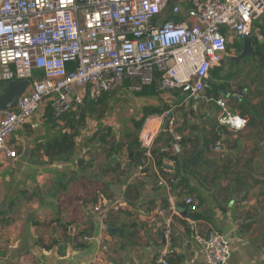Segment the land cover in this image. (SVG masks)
I'll return each mask as SVG.
<instances>
[{
	"label": "crops",
	"instance_id": "obj_1",
	"mask_svg": "<svg viewBox=\"0 0 264 264\" xmlns=\"http://www.w3.org/2000/svg\"><path fill=\"white\" fill-rule=\"evenodd\" d=\"M174 4L169 2L164 16L171 15ZM187 9L183 5V14ZM224 32L228 43L230 38L242 42L227 29ZM255 44L263 42L254 39ZM238 55L227 51V59L211 70L198 99L179 92L163 95L157 86L146 87L137 97L129 96L133 112L125 107L126 114L121 112L120 117H135L138 124L144 120L143 125L135 138L125 134L111 147L94 144L84 128L99 106L103 111L98 117L107 114L115 105L113 97L105 104L87 101L79 113H72L80 119L75 116L72 121L71 116L57 117L48 103L43 104L9 140L18 156L10 158L0 152V264H154L163 241L149 228L147 219L158 206L179 213L174 216L176 255L172 264H208L196 236L212 228L231 243L226 264H264V71L243 86L242 98H236L240 94L234 92L236 83L223 79L226 64L248 62L230 59ZM258 56L263 57L251 55L250 59ZM231 71V79H237ZM115 93L130 92L123 87L107 96ZM219 98L227 100L231 118L245 120L244 128L221 122ZM172 104L178 119L175 133L193 140L188 146L190 158L191 152L196 156L202 148L217 144L224 148L204 149L198 162L186 164L184 172L178 162L177 176L180 172L186 180L178 176L174 186L157 187L159 166L151 162L139 171L140 166L131 165L129 147L138 149V138L146 129L155 134L153 150L177 155L174 146L165 145L172 135L166 129L167 119L157 118ZM82 111L86 113L83 123ZM65 132L76 133L74 153L51 159L43 148ZM98 192L104 194L107 205L124 204L110 212L105 228L100 216L90 211ZM189 195L198 203L195 212L186 205ZM85 236L94 240L86 241ZM102 246L106 247L105 262L100 261Z\"/></svg>",
	"mask_w": 264,
	"mask_h": 264
},
{
	"label": "built area",
	"instance_id": "obj_2",
	"mask_svg": "<svg viewBox=\"0 0 264 264\" xmlns=\"http://www.w3.org/2000/svg\"><path fill=\"white\" fill-rule=\"evenodd\" d=\"M170 1L0 0V93L10 81H31L13 107H0V152L18 156L9 144L11 136L45 103L62 117L79 113L87 101L97 102L116 89L141 93L154 84L160 94L179 92L198 99L211 70L221 66L227 54L225 29L241 40L252 37L264 42V0H178L170 10L172 16L182 17L178 20L164 19ZM183 5L188 6L185 14ZM216 103L222 108V123L234 129L245 127V120L231 118L225 98ZM157 118L167 119V132L177 142L182 140L175 133L178 119L173 104ZM154 138L151 130L140 134L144 159L139 171L155 162ZM163 165L155 178L157 187L179 180L177 160L164 157ZM185 202L190 212L198 210L193 196ZM123 206V202L107 205L104 194L98 192L90 211L100 216L105 228L110 212ZM175 215H179L176 210L164 206L149 214V228L163 241L154 264H172L176 255ZM196 241L208 264L229 261L231 243L217 230L198 234ZM99 254L105 262V246Z\"/></svg>",
	"mask_w": 264,
	"mask_h": 264
},
{
	"label": "rangeland",
	"instance_id": "obj_3",
	"mask_svg": "<svg viewBox=\"0 0 264 264\" xmlns=\"http://www.w3.org/2000/svg\"><path fill=\"white\" fill-rule=\"evenodd\" d=\"M178 0H171V3H177ZM264 29V25H263ZM264 43V42H263ZM241 41H234L233 39H229L228 43V55H232L235 53H239L241 51ZM253 56V55H252ZM251 55H249L246 60L245 64L241 63H235V64H226L225 66L228 67L227 71L225 72V76L223 80H226V82H229V84L236 83L235 86V91L236 93H243V86L245 84H249L251 81V78L255 74H259L260 72L264 71V63L261 62L259 58L255 59H250ZM232 70V71H231ZM230 71L231 73L237 75V79H231L232 76L230 77ZM223 74V73H222ZM239 86V87H238ZM242 88V89H241ZM5 89V88H4ZM241 89V90H239ZM111 93V92H110ZM120 95V96H119ZM115 93L114 95L108 96V98L113 97L114 99V104L113 107L109 108L107 114L98 117L99 114L103 111L100 110L102 109L103 106H99L98 111L95 114H92L90 116V123H86L85 128H84V133L88 135H92V140L95 141L94 144H97L99 147L104 146V147H111L112 143L114 141H117L118 137H122L125 134H133L131 137L135 138L136 134L138 133V121L134 118H129V119H121L120 115L122 112V115L126 114L125 107L130 108V111L133 112V109H131L130 106V99L129 96L134 98L135 96L137 97V93H134V95L130 93H121L119 94ZM121 106V107H118ZM118 107V112H115L114 109ZM122 111H121V110ZM100 110V111H99ZM99 112V113H98ZM102 118V119H100ZM118 118V120L116 119ZM100 119V120H98ZM88 120V121H89ZM107 138V139H106ZM109 139V141H108ZM86 140V138H84ZM118 142V141H117Z\"/></svg>",
	"mask_w": 264,
	"mask_h": 264
},
{
	"label": "trees",
	"instance_id": "obj_4",
	"mask_svg": "<svg viewBox=\"0 0 264 264\" xmlns=\"http://www.w3.org/2000/svg\"><path fill=\"white\" fill-rule=\"evenodd\" d=\"M181 18H182L181 16H178V17H174V16H171V15L164 16V19H176V20H178V19H181ZM254 46H255V49L257 51H259V52H261L263 54V57H259V56L258 57L261 60V62L264 63V43L263 44H255ZM233 75L235 76V74H233ZM153 86L156 87L157 84H155ZM107 94H109V93H105L99 98V100L97 101L98 104H105L106 103L107 98H108ZM92 103H95V102H92ZM92 103L89 106H91V107L95 106V104H92ZM64 116H71L70 120L72 121L74 119V117L76 116V114L69 113V114H66ZM81 116L82 117H81V121L80 122L83 123L85 121V117H86L85 111L84 112L82 111ZM102 116L103 115L101 114V117ZM143 122H144V120L141 123L138 124V129L139 130L141 129V127L143 125ZM221 128L222 127L219 126V129H221ZM75 134L76 133L69 134L68 132H65L60 137L55 138L51 142H48L46 144V146L43 148L45 153L51 159H53V157H61V156L65 157V155L68 154V153H69V155H72L74 153V150H75V141H74ZM159 140H162V139H159ZM134 141H137V139H134L133 142ZM171 142L172 141H171L170 137H167V139L165 140V143H166L165 145L173 147ZM192 142H193V140H191V139H186L185 137L182 138V140L179 141V143L181 144L182 153L180 155L177 154L175 156H170L169 152H162V151H160V149H157V148L154 149L153 150V155H154V158L156 160L155 161L156 164L159 166L160 169H163V167H164L163 158L164 157H169L170 156L171 158L177 160L178 162L180 160L179 156L182 157L183 159H189L191 156H189L188 146H189V143H192ZM137 146H138V149H136V150H135V148L133 146L129 147V156L128 157L130 159L131 165L138 168V166L141 165L142 159L144 157V149H143V147L141 145V142H140V144L137 143ZM191 155H192V157L194 156L192 152H191ZM178 176L181 177V181L182 182L186 180V178L180 172H179ZM171 186H174V183H171Z\"/></svg>",
	"mask_w": 264,
	"mask_h": 264
},
{
	"label": "water",
	"instance_id": "obj_5",
	"mask_svg": "<svg viewBox=\"0 0 264 264\" xmlns=\"http://www.w3.org/2000/svg\"><path fill=\"white\" fill-rule=\"evenodd\" d=\"M78 2L83 3L84 0H78ZM249 55H263L262 53L258 52L255 49L254 39L252 37H246L245 39H243L242 44H241L240 54L238 56H236L234 58L232 57L230 59L235 60V61H241L244 63L246 61V58ZM226 59H224V60H226ZM30 85H31L30 80L8 82L7 85L5 86L4 91L2 93H0V107L1 108L13 107L16 104V102L18 101V99L22 96V94L28 90ZM166 129H168V121L166 123ZM170 137L172 140V144L177 151V154L180 155L182 153V148H181L180 144L174 139L173 135H170ZM210 148L211 149H223L224 146L221 144H217V145L212 146V147L202 148L196 154V156L189 158V159H183L181 157L179 160V167L181 169V172H184V167L186 164H193L195 162H198L202 151H204V149H210ZM115 230L116 229L111 228V231H115Z\"/></svg>",
	"mask_w": 264,
	"mask_h": 264
},
{
	"label": "flooded vegetation",
	"instance_id": "obj_6",
	"mask_svg": "<svg viewBox=\"0 0 264 264\" xmlns=\"http://www.w3.org/2000/svg\"><path fill=\"white\" fill-rule=\"evenodd\" d=\"M241 52V51H240ZM240 52H239V54H240Z\"/></svg>",
	"mask_w": 264,
	"mask_h": 264
},
{
	"label": "clouds",
	"instance_id": "obj_7",
	"mask_svg": "<svg viewBox=\"0 0 264 264\" xmlns=\"http://www.w3.org/2000/svg\"><path fill=\"white\" fill-rule=\"evenodd\" d=\"M179 143V142H178Z\"/></svg>",
	"mask_w": 264,
	"mask_h": 264
}]
</instances>
